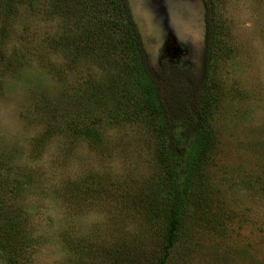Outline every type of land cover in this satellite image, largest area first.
<instances>
[{"label":"rangeland","instance_id":"obj_1","mask_svg":"<svg viewBox=\"0 0 264 264\" xmlns=\"http://www.w3.org/2000/svg\"><path fill=\"white\" fill-rule=\"evenodd\" d=\"M5 1L0 208L22 219L23 264H100L89 256L101 243L126 250L110 264H149L161 243L169 175L155 122L128 85L126 53L116 41L95 53L81 44L71 59L59 42L80 37L74 19L29 0L8 6L9 16ZM205 2L216 33L207 64L209 150L168 264H264V0ZM203 68L202 59L198 75ZM7 256L0 246V264H13Z\"/></svg>","mask_w":264,"mask_h":264},{"label":"trees","instance_id":"obj_2","mask_svg":"<svg viewBox=\"0 0 264 264\" xmlns=\"http://www.w3.org/2000/svg\"><path fill=\"white\" fill-rule=\"evenodd\" d=\"M8 1H5V7L8 8L7 12L10 16L12 9L9 7L24 3L25 0H10L11 5ZM29 1L34 8L50 3L49 13L52 17L61 16L63 21L75 20L76 35L80 37H66L65 44L59 42L68 52L69 58H77V52L82 49L81 44L83 50L95 53L107 44L112 51L111 44L115 41L117 47L115 46L114 49H122L126 53L129 61L128 72L131 74L128 85L133 90L137 101L146 108L150 119L155 122L161 138L160 150L169 175L166 218L161 243L156 257L146 260L149 264H168L172 259L175 245H179L183 240V218L190 186L202 171L209 150L206 122L210 105L208 97L210 79L207 80L209 76L207 64L209 47L216 38V33L213 28L211 29L212 22L209 21V16L207 46L203 54L204 68L201 74H196L189 67L169 63L167 59L163 61V69L156 72L149 65L141 36L126 0ZM116 37L119 39L115 40ZM57 40L55 36L49 38L50 48L56 47ZM13 56L19 58V61L25 60L24 57H18L16 49ZM128 193L127 189L123 196ZM20 222L22 219L13 214V211L0 208V246L6 256L9 250L6 258L13 264H23L21 253L26 246L25 242L27 244L29 242L23 235V226ZM97 248L90 253L89 257L92 258L93 263L100 264L103 262L110 264V257L118 261L126 251L123 247L118 249L117 244L113 246L111 243H101L97 245ZM13 252H15L14 255ZM143 256H145L144 253ZM101 258L105 260L100 261ZM128 260L131 263L136 261L135 258Z\"/></svg>","mask_w":264,"mask_h":264},{"label":"water","instance_id":"obj_3","mask_svg":"<svg viewBox=\"0 0 264 264\" xmlns=\"http://www.w3.org/2000/svg\"><path fill=\"white\" fill-rule=\"evenodd\" d=\"M126 1L153 71H161L165 59L200 71L207 46L205 0Z\"/></svg>","mask_w":264,"mask_h":264},{"label":"flooded vegetation","instance_id":"obj_4","mask_svg":"<svg viewBox=\"0 0 264 264\" xmlns=\"http://www.w3.org/2000/svg\"><path fill=\"white\" fill-rule=\"evenodd\" d=\"M165 60H166V59H165ZM167 60H168V59H167ZM168 62L171 63L169 60H168ZM162 69H163V68H162ZM194 72H195V71H194ZM196 74H198V73H196Z\"/></svg>","mask_w":264,"mask_h":264}]
</instances>
